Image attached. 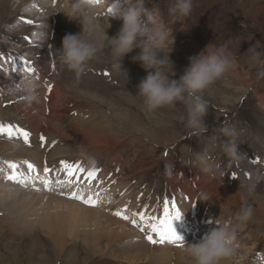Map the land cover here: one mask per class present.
Instances as JSON below:
<instances>
[{
	"label": "rangeland",
	"instance_id": "rangeland-1",
	"mask_svg": "<svg viewBox=\"0 0 264 264\" xmlns=\"http://www.w3.org/2000/svg\"><path fill=\"white\" fill-rule=\"evenodd\" d=\"M96 3L103 29L109 37L115 35L118 31L112 28L111 22L121 24L122 21L109 17L105 7L109 0H96ZM171 3L172 0H146V6L158 10L174 37L170 57L174 61L175 74L170 76L171 79H178L188 65V57L199 54L209 44L227 43L235 58L234 66L200 93L208 102L204 118L207 131L193 134L186 127L185 102L177 101L174 106L149 111L157 113L160 118L165 117V121L159 118L152 121L145 119L135 106L127 105L125 98L117 99L136 123L121 126L109 122L119 130L114 133L115 139L109 140L110 135L105 134L107 145L99 147L101 152L89 149L79 155L80 149L71 151V146L70 151H66L61 145L65 143L56 134L46 137V131L41 128L47 126L46 118L55 101L54 94L44 83L46 78L51 81L52 78H61L68 93L73 87L69 84L79 83L73 75L67 74L72 71L61 62L57 49L61 47L65 34L81 31L80 24L69 21L61 12L60 0H0V101L3 100L0 106L7 108L9 113L0 123L30 133L28 142L19 133L14 132L11 138L7 133H0V264H184L176 260L175 249L180 250L186 243L195 242L226 220H231L237 228V240L235 254L220 264L224 261L229 264H264V225H259L256 215L259 213L264 222V180L252 193L242 187L255 180L258 171L264 170V72L261 71L264 63L253 65L248 60V50L254 48L261 53L264 62V0H192L191 14L175 21L170 19L167 11ZM29 20L31 24L27 23ZM95 37L85 34L88 39L96 40L99 36ZM135 50L139 51L134 49L132 55ZM98 52L99 59L96 55L95 60L86 64L92 62L86 75H95L96 82H90L86 77L83 78L85 83L115 100L116 92L121 89V92H130L141 100L136 94V85L147 75L145 70L134 68L129 77L128 65L122 64L126 73H121L112 67L111 56L105 57ZM24 60L32 62L34 72L27 71ZM132 70L130 67L129 71ZM123 76L126 80L122 83L128 91L120 83ZM27 79L36 84V98L32 101L26 99L29 95L25 88ZM82 99L75 102L61 100L62 112L57 109L61 116L50 118L67 123V119L64 122L65 115L79 117L80 112L87 113L88 109L96 107ZM15 102L26 115L24 119L31 120L32 125L20 121V115H16L17 111L11 107ZM99 123L105 126L102 121ZM134 127H138L142 136L132 131ZM224 129L231 130L238 143L237 150L241 153L238 160L225 156L219 147L221 141L229 139L224 135ZM41 135L45 137L44 141L40 140ZM77 138L83 140L82 135ZM17 148L27 154L22 155ZM190 151L214 161L217 165L215 175L205 172L202 175V169L194 168L188 159ZM113 156L117 159H112ZM61 161L74 166L73 175H68V169ZM10 164H15L16 168L12 169ZM13 174L14 180L7 179ZM173 181L189 187L188 191L180 189L178 184L173 185ZM214 183L223 191L217 192L218 195L214 193L212 202L207 187ZM73 193L84 199L91 198L96 203L86 204L73 198ZM50 196L59 202L48 200ZM218 197L223 199L218 201L220 205ZM224 200L231 206L225 202L222 208ZM72 202L76 204L74 208L79 206V212L72 213L68 205H63ZM233 204H248L253 208V215L247 223L239 224L234 219L240 208ZM165 206H168L170 216H174L177 210L180 212L181 216L173 220V227L182 239L163 244L150 243L146 239L148 235L159 239L150 225L155 224L160 231L166 227L160 223L164 220ZM117 211L122 215H115ZM43 214L52 217L51 222L47 219L49 227L40 223ZM77 215L79 220L75 221L73 217ZM95 215L102 217L99 219L102 224L98 227ZM107 227L120 239L112 243L107 241ZM142 228L145 231H141ZM60 229L62 237L57 236ZM95 247L100 252L93 250L90 254V248ZM180 252L182 259L193 262L185 251ZM131 255H137L133 259L139 261L129 263L123 259Z\"/></svg>",
	"mask_w": 264,
	"mask_h": 264
},
{
	"label": "clouds",
	"instance_id": "clouds-1",
	"mask_svg": "<svg viewBox=\"0 0 264 264\" xmlns=\"http://www.w3.org/2000/svg\"><path fill=\"white\" fill-rule=\"evenodd\" d=\"M109 4L105 5L109 17L122 21L118 32L111 37L100 23V9L96 0H64L61 12L69 21H77L81 31L67 33L62 38L61 47L57 49L61 62L77 75L85 71L86 64L98 51L97 40L85 38V34L95 37L103 32L101 39L110 49L112 67L124 73L123 58L134 49H139L131 59L133 62H139L140 67L147 73L136 85V94L142 98L144 107L153 111L174 106L177 101L185 102L186 127L191 129L193 134L206 132L204 118L207 115L208 102L200 93L234 66L235 58L230 53L228 44L207 45L199 54L188 57V65L184 67L178 79H171L170 76L175 74L174 61L170 57L174 37L167 24L160 18L158 10L147 7L146 0H109ZM192 8V0H172L167 11L170 19L175 21L190 15ZM248 51L251 64L264 63L259 51L254 48ZM261 71L264 72V68H261ZM35 87L33 80H26L25 88L29 93L27 100L36 98ZM224 135L229 139L220 142L221 151L230 159H240L238 143L231 130L224 129ZM201 160L202 170L215 175V162L204 157H201ZM262 180L264 170L258 171L255 180L248 181L242 187L252 193ZM252 215L253 208L242 204L234 219L239 224H245ZM216 225L195 242L186 243L184 251L193 264H220L222 260L235 254L237 228L231 220Z\"/></svg>",
	"mask_w": 264,
	"mask_h": 264
},
{
	"label": "bare ground",
	"instance_id": "bare-ground-1",
	"mask_svg": "<svg viewBox=\"0 0 264 264\" xmlns=\"http://www.w3.org/2000/svg\"><path fill=\"white\" fill-rule=\"evenodd\" d=\"M64 3V0H60V4L59 5H62ZM112 24V28L115 29L116 31L119 30L121 24L119 23H114V22H111ZM183 24V23H182ZM206 31V30H205ZM96 38V37H95ZM60 39V38H59ZM97 42H98V50L99 52L98 53H101L103 56L107 57V56H110V49L107 48L106 46V42H104L102 39H101V36L97 37ZM100 45H103V46H100ZM174 45V43H173ZM176 46V45H175ZM181 47V46H180ZM183 47V46H182ZM190 51V50H189ZM134 52H138V50H135ZM133 52V55H135ZM179 53V52H178ZM100 54V55H101ZM96 55H94V57L92 58V61L93 59L95 60L96 59ZM130 53L126 54L123 61H122V64L124 65H128L129 67L126 69L129 74V77H131L130 74L133 73V71L135 70L134 68H140V64L139 62H135L133 63L131 57L133 56ZM98 57V55H97ZM47 58V57H45ZM49 58V57H48ZM99 59V57H98ZM97 59V60H98ZM104 59V58H103ZM106 59V58H105ZM111 59V58H110ZM109 60V59H107ZM182 61V60H181ZM185 61V60H183ZM182 61V62H183ZM107 62V61H106ZM89 64H92V62H90ZM86 65V69L83 73L79 74V75H76V73L73 74V71L72 73H67L69 76L70 75H73V78L74 79H78L79 83H71L69 84L70 86L72 85L73 87L71 88V90L69 91L70 93H68L67 91V88H66V84L64 83L63 80H61V78H55L53 79L52 78V81H53V86L51 87V93L54 94L55 96V101L54 103L52 104V111L50 112V115L46 118L48 119L47 120V126H43L41 129L45 130L46 132V137L50 136L52 133L53 134H56L58 139L62 142V143H65V144H61L63 145L64 149L66 151H70V147L73 146V149H71V151H74L76 149H80L81 152L79 155H84V153H87V150L89 149H93L97 152H101L102 150L99 148L100 146H103L105 147L107 145V136H105V134H108L110 135L109 136V140L113 139L115 137L114 133H118L119 130L113 125V124H119V125H124V124H129V123H136V120L132 119L131 115L129 112L125 111L123 108H121V105L118 104L117 102V99H121L123 100L124 98V102L128 105V104H131V106H135V109H139L141 110L140 113L142 115H145V119L147 118L148 120H152L154 121V119H158L160 121H165V117L163 116V118H160L159 115L156 113H151L149 111L146 110V108L144 107L143 103L141 102V100L134 96L133 94H131L130 92H127V93H124V92H121V90H119L118 92H116V100L114 98H109V97H106L104 94H102V92L100 91H97V90H94L90 85L86 84L85 83V80H83V78H86L87 77V80H90V82H96V76L91 74V76H88L86 75V72H87V68H90L91 65ZM108 65V64H107ZM106 65V67H107ZM123 65V66H124ZM185 66V65H184ZM102 67V66H101ZM109 67V66H108ZM130 67L131 69H133L132 71H129L130 70ZM186 67V66H185ZM103 68V67H102ZM177 68V67H176ZM112 69V68H111ZM141 69V68H140ZM142 70V69H141ZM108 71V70H107ZM111 71V70H110ZM112 71H114L112 69ZM118 71V70H117ZM102 72V71H101ZM121 73H123L122 71H120ZM137 72V71H136ZM88 73V72H87ZM95 73V72H94ZM112 73V72H111ZM102 74V73H101ZM63 75L67 76L66 73H63ZM98 75V74H97ZM113 75V74H112ZM124 75V74H123ZM42 77L45 78V75H42ZM57 77V76H56ZM44 78H42L43 80H45ZM82 79V81H80ZM119 79V78H118ZM130 79V78H129ZM47 80V83H49V80L46 78ZM122 80V79H121ZM126 79L125 77L123 76V81H121L120 83L123 85L122 82H124ZM73 82H76V81H73ZM99 82V81H98ZM69 87V86H67ZM101 89V88H100ZM99 89V90H100ZM123 89H125L126 91H128L126 85H123ZM105 91V90H104ZM103 91V92H104ZM121 92V93H120ZM68 93V94H66ZM208 94V93H207ZM210 94V93H209ZM134 96V97H133ZM123 97V98H122ZM78 98H83L85 100V102H88L89 105H93V106H96L95 108L93 109H88L89 111L87 113L85 112H80L79 113V117H74V116H67L66 115L64 116V122L65 120L67 119L68 122L67 123H59V122H56L55 120L51 119L52 117H59L61 116V114L59 113V111L57 112V109H60L63 107L62 105V102H60L61 100H66L69 99L68 101L70 102V100H74L77 101ZM51 99V98H50ZM82 99V100H83ZM81 100V99H80ZM210 100V99H209ZM3 102V100H1ZM0 101V102H1ZM98 102V103H96ZM65 103V102H64ZM63 103V104H64ZM68 103V102H67ZM66 103V104H67ZM65 104V105H66ZM69 104V103H68ZM74 104V103H73ZM84 104V103H83ZM9 105V104H8ZM34 105V104H33ZM87 105V104H86ZM88 105V106H89ZM99 105H101L99 107ZM88 106H85V108L87 109ZM7 107V106H6ZM12 109L14 111H17L16 115H20V121L23 123V124H30L32 125L33 123L31 122V120L29 119H24L26 118V115L25 114H22V109L20 108L19 106V103L17 104L16 102L13 104V106H11ZM165 108V107H164ZM145 110V111H144ZM212 110V109H211ZM61 111V109H60ZM219 111V110H218ZM62 112V111H61ZM160 112V111H159ZM77 113V112H75ZM9 113H8V110L7 108L5 107H1L0 106V121L4 120L6 116H8ZM64 115V114H63ZM172 115V114H171ZM14 116V115H12ZM81 116V118H80ZM51 117V118H50ZM63 117V116H62ZM104 121H103V120ZM60 120V118H59ZM63 120V119H61ZM55 121V122H54ZM100 121H102V123L105 125V126H101V124L99 123ZM46 122V121H45ZM109 122L113 123V124H110L109 125ZM32 123V124H31ZM94 123V124H93ZM87 124H93L91 127L87 126ZM27 127V126H26ZM264 127V126H263ZM29 128H31L29 126ZM120 129V128H119ZM42 130V131H43ZM121 130V129H120ZM132 131H134L137 135L140 134L142 136V132H140V130L138 129V127H134L132 129ZM257 132V131H256ZM261 132V131H260ZM41 134V133H40ZM135 134V135H136ZM149 134V133H148ZM184 134V133H183ZM79 135H82L83 136V140H80L81 138H77L79 137ZM139 136V135H138ZM124 137V135H123ZM146 137V136H145ZM115 139V138H114ZM138 139V138H136ZM150 139V138H149ZM205 141V140H204ZM23 145V144H22ZM66 145V147H65ZM111 145H112V142H111ZM170 145V144H169ZM117 147V146H116ZM180 148V147H179ZM19 149V148H17ZM20 150V153L22 155H25L27 154V151L25 150H22V149H19ZM86 151V152H85ZM259 151V150H258ZM90 153V152H89ZM185 156L186 152L183 151L182 152ZM254 153V152H253ZM89 155V154H88ZM201 155H197L196 153H194V151H190V156H189V161L191 164L194 165V168L196 169H202L203 167V164H202V160H201ZM78 158V157H77ZM115 158L117 159V156H113L112 159ZM111 159V160H112ZM122 159V158H121ZM262 159V158H261ZM183 160V159H182ZM119 161V160H118ZM180 162V161H179ZM127 165V164H126ZM128 168V167H127ZM182 171V170H181ZM201 174L203 175V170L200 171ZM222 172V171H221ZM181 173V172H180ZM29 176H33V175H29ZM46 178V177H44ZM35 179L37 180H40L38 178L35 177ZM35 179H33L34 182H38V181H35ZM173 185L175 184H178L176 183V181H173L172 182ZM199 185V184H198ZM203 185V184H202ZM210 185V184H209ZM211 186H206L207 187V191L210 193V195H208L209 197V200L212 201L213 198L215 197L214 193H217L220 191H223V189L220 187V185H217V184H211ZM178 186L180 187V189H184L186 191H188L187 187L185 185H182V184H178ZM196 187V186H195ZM198 187V186H197ZM201 187V185L199 186ZM198 187V188H199ZM203 187V186H202ZM197 188V190H198ZM205 188V187H204ZM194 189V188H193ZM200 189V188H199ZM201 190V189H200ZM204 190V189H203ZM58 191V190H57ZM171 191V190H170ZM192 192V191H191ZM195 192V190H194ZM203 192V191H202ZM197 193V192H196ZM213 193V194H212ZM217 193V195L219 194ZM223 193V192H222ZM181 194V193H180ZM207 194V193H206ZM224 194V193H223ZM229 195V194H228ZM234 195V194H233ZM233 195H230L231 197H233ZM54 196V195H53ZM196 197V196H195ZM222 198V197H220ZM54 200V202H59V199H55L54 197L50 196L48 200ZM216 199V198H215ZM220 199L218 197L217 199V203L220 205L221 203L218 202ZM223 200V199H221ZM220 200V201H221ZM210 201H206V202H210ZM62 202V200H61ZM68 202H71V201H68ZM225 202L226 200H224V204L221 205L222 208L223 206L225 205ZM227 203V202H226ZM239 203V202H238ZM118 204V203H117ZM63 205H68L69 206V210L70 212L72 213H77L80 211V208L79 206H77L78 209L74 208L76 207V204L74 202L72 203H64ZM227 205L231 206V204H228ZM236 208H240L241 205L240 204H233ZM119 206V205H118ZM262 206V205H261ZM116 207V206H115ZM179 207V206H178ZM228 207V206H227ZM118 208V207H117ZM221 208V207H220ZM263 208V207H262ZM30 209V208H29ZM32 209L34 210V207H32ZM155 209V208H154ZM224 210H225V207H224ZM227 210V209H226ZM239 210V209H238ZM257 210V209H256ZM259 211V210H258ZM68 212V211H67ZM229 212V211H227ZM63 213V212H62ZM61 214V213H60ZM67 214V213H66ZM231 214V212L229 213ZM69 215L73 216L72 214L69 213ZM257 217L259 218L258 220H260V223L259 225L262 224V226L264 225L263 223V220L260 218V215L259 213L256 214ZM61 216V215H60ZM41 217V222L42 225H46V227H49L47 224H48V221L47 219H49V221L51 222V218L45 214L43 215H40ZM58 216H56L57 218ZM70 218V216H69ZM102 217L98 215V217L95 215V219H96V224H97V227L102 224V222L100 223L99 222V219H101ZM73 219L75 221L79 220V215H77V217H73ZM255 219V218H254ZM101 221V220H100ZM107 221V220H106ZM106 223V222H105ZM110 225V224H109ZM200 225V224H199ZM256 225V224H254ZM258 225V226H259ZM70 226V225H69ZM45 227V226H44ZM110 227V226H108ZM107 227V233L108 235L105 236L107 241H109L110 243L114 242V240L116 239H120L119 236H117L118 234H116L115 231H111V228H108ZM71 229H73L71 226H70ZM257 228V227H256ZM106 229V228H105ZM259 230V229H257ZM73 231V230H72ZM194 231V230H193ZM62 230L60 229V234L57 235L59 237H62ZM106 233V234H107ZM255 233V232H254ZM256 234V233H255ZM105 235V234H103ZM251 235V234H250ZM87 236V235H86ZM85 236V238H86ZM98 236V235H97ZM256 236V235H255ZM156 238V237H155ZM87 239V238H86ZM89 239V238H88ZM87 239V240H88ZM86 240V241H87ZM86 244V242H84ZM88 243V242H87ZM90 243V242H89ZM192 243V242H190ZM255 244V243H253ZM87 245V244H86ZM109 245V244H107ZM91 247V246H90ZM171 248V247H170ZM185 248V247H184ZM184 248H181L180 250H177L175 249L176 251L174 252V256L176 258V260H179V261H182L184 264H193V262H189L185 259H182L181 256V252L180 251H184ZM93 250H95V252L99 251L96 247L95 249L94 248H90V254L93 253ZM173 250V249H172ZM171 250V251H172ZM62 251V250H61ZM100 252V251H99ZM122 252V251H121ZM64 255V254H63ZM115 255V254H114ZM65 256V255H64ZM113 256V255H112ZM137 255H131L130 257L129 256H125L123 259L126 261V262H129V263H133V262H138L139 260L136 258V259H133L134 257H136ZM63 257V256H62ZM86 257H89V255H87ZM115 258V257H114ZM81 259V258H80ZM84 259V258H83ZM121 260V259H120ZM84 261V260H83ZM261 261V260H260ZM226 261H224V264H229V263H225Z\"/></svg>",
	"mask_w": 264,
	"mask_h": 264
},
{
	"label": "snow or ice",
	"instance_id": "snow-or-ice-1",
	"mask_svg": "<svg viewBox=\"0 0 264 264\" xmlns=\"http://www.w3.org/2000/svg\"><path fill=\"white\" fill-rule=\"evenodd\" d=\"M109 11H111V9H109ZM27 23L31 24L32 21L29 20V21H27ZM31 63L32 62L29 61V60H24V65L27 66V71L28 72H34V68L31 67ZM104 74L105 75H109V73H104ZM48 90L51 91V85L48 86ZM14 132L15 133H19L20 135H22L23 139L25 140V142H28L30 133L27 130H25L23 128H19V127L14 129L11 124L5 125V124L0 123V133H7L8 136L11 138ZM40 140L44 141L45 137L43 135H41ZM61 164H65V161H61ZM65 166L68 169V175L69 176L73 175L74 166L67 165V164H65ZM10 167L12 169H15L16 165L15 164H10ZM31 167H32V165L29 164V168H31ZM45 171H48V169L45 168ZM89 175H91V174H89ZM15 178H16L15 174L9 175L7 177V179H9V180H14ZM72 196H73V198L80 199V200H82V202H84L86 204H89V205H94L96 203V201L92 200L91 198L84 199V197L76 196L75 193H73ZM163 211H164V220H162L160 223L164 224L166 227H165V229L163 231H160V230L157 229V226L155 224L150 225L152 227L153 231L156 232L157 235L159 236V239H154L153 235H148L146 237V239L150 243L163 244L164 242H176V241H179V240L182 239V237L177 234V232L175 231V229L173 227V220L174 219H178L181 216L180 212L177 210L174 216H170L169 215L168 206H165ZM115 215L121 216L122 214L119 211H117V212H115ZM122 218L125 219V220L128 219L127 216H122ZM132 223L135 225L136 221L133 220ZM141 231H145V229L142 228Z\"/></svg>",
	"mask_w": 264,
	"mask_h": 264
},
{
	"label": "crops",
	"instance_id": "crops-1",
	"mask_svg": "<svg viewBox=\"0 0 264 264\" xmlns=\"http://www.w3.org/2000/svg\"><path fill=\"white\" fill-rule=\"evenodd\" d=\"M48 80H49V83H47V82H44V81H41V82H44L45 84H47V87L49 86V85H51L52 83H53V81H51L49 78H48ZM53 86V84L51 85V87Z\"/></svg>",
	"mask_w": 264,
	"mask_h": 264
}]
</instances>
